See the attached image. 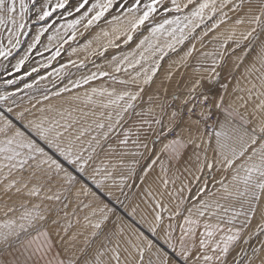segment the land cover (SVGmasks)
Here are the masks:
<instances>
[{
	"label": "snow or ice",
	"instance_id": "snow-or-ice-1",
	"mask_svg": "<svg viewBox=\"0 0 264 264\" xmlns=\"http://www.w3.org/2000/svg\"><path fill=\"white\" fill-rule=\"evenodd\" d=\"M29 3L45 23L57 9L82 13L48 36L55 50L42 68L84 35L85 20L87 30L115 9L108 23L125 26L88 53L103 62L76 79L68 67L85 60L54 68L42 92L37 67L3 81L37 73L0 91V264H264V0H0L4 60L28 35ZM51 27L37 29L6 75ZM33 89L22 106L17 93Z\"/></svg>",
	"mask_w": 264,
	"mask_h": 264
},
{
	"label": "rangeland",
	"instance_id": "rangeland-1",
	"mask_svg": "<svg viewBox=\"0 0 264 264\" xmlns=\"http://www.w3.org/2000/svg\"><path fill=\"white\" fill-rule=\"evenodd\" d=\"M26 2H28V0H26ZM44 2H45V0H37L36 7H40V5L43 4ZM55 2H56V0H50L51 4H54ZM90 2H95V0H90ZM76 3H77V0H70L71 5H75ZM66 7H68V6H66ZM117 7H118V4H117ZM29 9H30V15L26 21L27 27L25 29V31L28 32V35L27 36L22 35L20 37V40H21L20 47L13 52L12 56L9 57L8 60H4L3 58H0V91H15L16 87L23 88L24 83H31L33 79L37 78V73H32L31 76H24L23 80H17L16 85L5 86L3 81L6 79L15 78L16 76H23L24 72H26V71L30 72L31 68H33V67L39 68V75L48 77V79L40 82V85L38 86L39 91L42 92L43 87H45V86L51 89L52 84L49 83V81L54 79V77H49L48 74L50 72H52L54 68H59L61 64L67 63V61L69 59L75 60L77 62H79L80 60H85V62L87 64V67L85 69L80 70V71H77L76 68H73L71 65H69L68 71L72 73V77H71L72 79H76L83 74H87L89 71L95 70L90 61L95 60L96 63H102L103 61L98 57H94V56L89 57L88 53L90 51H92L93 49H96L98 45H103L107 39H112L114 36V33H113L114 27L117 29H121L125 26L124 24H121L118 22L108 23V21L111 20L112 15L117 14L115 12V9H112L108 13H106L105 17L101 18L100 21L96 22L94 25H92L87 30H85V28L83 26V24L87 22L85 20L83 23H81L80 25L77 26V32L78 33H84V35L83 36L78 35L75 41H70L68 44H65L64 50L61 52V55L59 57H57L56 60H53L51 65L48 68H42V67H40V65L45 63L47 61L48 57L51 55L52 51L55 50L54 46L56 44V41L53 40L50 43L48 41V36L53 35L57 29H59V32L61 34H63L64 33L63 25H65L68 21L77 18L82 13L73 12L72 16H67V15H61V13L65 12V9H57L56 12L53 13L52 17L47 18V22L45 23L43 21H36V14L37 13H36L35 7H33L31 3H29ZM83 11L84 10H82V12ZM34 21H36V22L34 23ZM49 25H52L53 27L49 28V30L41 37V41L37 45V47L35 49H33L31 53H28L29 59L23 65V67L21 68V71L19 73L13 72L12 77H9L8 75H6V72L12 71L11 66L13 64H15L16 60L20 59V57L25 53V51L28 47V43L32 40V37L35 35L37 29H39L41 27H48ZM227 28H228V25H222L221 28L217 30V32H224ZM102 30L108 31L110 33V36L105 38L103 35H100L99 40L94 39V37L98 33H101ZM146 34H147L146 31L142 27L140 32L134 34V42H138V40L140 38H142V35H146ZM213 34H215V33H213ZM3 35L6 36L7 33L5 32ZM88 40L92 41L90 48L87 50H81L80 45L86 43ZM2 42L5 45H7V39H3ZM116 42L120 43V41H116ZM45 46L48 47V49H49L48 51L44 50ZM188 46L189 45L186 42V44L184 46H182V49L178 52V54L173 55L170 58H168L162 62L163 66L160 70L161 76L164 74V70L167 69L170 60L178 59V56L182 55L183 50H186V48ZM130 47H134V43L130 44L128 46H122L120 49H109V52L106 55L108 58H110L111 55L116 54L117 52L128 51ZM197 47L199 48V44H197ZM71 48H77L78 51L75 54L69 56V52L71 51ZM212 48H213L212 43H206L205 49H203V50L209 51ZM38 51L41 52L42 55H37ZM195 55H198V53H195L194 56ZM192 62L195 63V60L193 59ZM230 62L231 61H229V63ZM180 71H183V69H181ZM180 71L176 72V75L172 81L173 85L175 84L176 79H178L180 77ZM237 75H239V73H237ZM63 83H67V79H64ZM96 83H98V82H93L94 85ZM159 83H160L159 78H157L156 83H154L151 86V89H149V91L155 89ZM59 86L60 85L58 84L57 87H59ZM85 87H87V86H85ZM168 87H169V91H171L172 90L171 85H169ZM81 91H83V89H81ZM17 95L19 97H23L24 103L22 104V106L28 107L29 106L27 104L28 95L38 96L39 92L36 89L25 90V92L17 93ZM67 95L68 94H64V97H66ZM50 102L56 106H60L63 103V99L62 98H53ZM33 103H35V101H33ZM47 103H49V102L46 101L45 104H47ZM38 107H39V105H38ZM103 159H104V156H103V154H101L100 156H98L96 158L95 163H100L101 161H103ZM109 190L110 189L106 188L104 190V192H107ZM112 191H115V190L112 189ZM101 195H103V193H101ZM137 199H138V197H137ZM120 210L122 212H124L123 209H120ZM121 211H119V214H122ZM139 218H140V211L138 210L137 219H139ZM113 219L115 220V217H113ZM119 222L127 224L128 218L125 217L124 220L119 221ZM262 239H264V237H262ZM256 242L257 241L255 239L252 241V243H256Z\"/></svg>",
	"mask_w": 264,
	"mask_h": 264
},
{
	"label": "water",
	"instance_id": "water-1",
	"mask_svg": "<svg viewBox=\"0 0 264 264\" xmlns=\"http://www.w3.org/2000/svg\"><path fill=\"white\" fill-rule=\"evenodd\" d=\"M119 211H121V210H119ZM121 213L124 214V212H122V211H121ZM125 217H126V216H125ZM126 218H127V217H126Z\"/></svg>",
	"mask_w": 264,
	"mask_h": 264
}]
</instances>
